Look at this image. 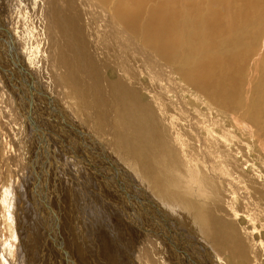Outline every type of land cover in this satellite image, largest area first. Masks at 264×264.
<instances>
[{
  "label": "rangeland",
  "instance_id": "rangeland-1",
  "mask_svg": "<svg viewBox=\"0 0 264 264\" xmlns=\"http://www.w3.org/2000/svg\"><path fill=\"white\" fill-rule=\"evenodd\" d=\"M54 1L53 20L50 23L54 25L51 28L53 37L51 46L48 47L44 45L45 42L41 44L40 40L35 39L39 33H43L44 25H46L44 19L51 15L47 13L48 5L53 7L51 1L27 0L25 2L26 10L29 11L28 15L31 13L32 24L30 25L31 33L24 35L25 28L27 29L29 25L23 20L24 13L19 7L20 0H0V25L3 27L0 38L2 37L3 43H5V37L13 41L10 48L6 50L12 49L15 52L16 61L21 63L23 71L31 72L30 77L34 78L35 86L21 84L20 87L21 82L13 76L14 74L7 71V63L1 65L0 83L4 85L2 79L7 78V72L13 80L10 83L14 85L12 84L13 89L7 91L0 86V95H2L0 96V196L3 197L2 201L0 200V229H2L0 234L5 231V228L9 229L8 225L11 223L14 224L16 232L26 226V217L22 220L24 224L18 221L20 215L15 203H20L16 194L20 192L22 195H27L24 197L27 200L33 197L34 207L28 200L30 205L23 204V212L31 208V211L34 210L31 214H35L33 217L37 224L46 227L49 223L51 224V220L52 227L57 226V231L52 233L53 241L51 230H48L45 242L39 243L41 249L38 255L24 264H36L39 255L43 252L45 253L39 264H48L56 259L63 261L64 264H177L176 259L182 256V251L178 248V253H173V249L177 246L174 238H178V243L183 247L194 243L189 249L191 251L194 249L195 261L200 264H204L202 256H206L215 264H250L242 258H232L227 247L223 248V253L218 252L219 256L214 253V250L215 244L220 239L225 243L226 241L228 243L242 241L241 245H245L246 248L241 250L249 251L251 254L257 242L264 243V134L260 135V127L251 121L253 114L249 112L244 114L240 111L238 115H235L237 112L232 114L230 110L219 106L220 101H214L218 94L215 93L212 83H209L212 92L208 94L204 87L189 83L181 75L177 64L169 59L168 63L173 66L177 81L183 85L184 83L189 85L193 92H201L208 100V104H204L195 100L191 94H187L185 98L190 102L189 110L196 113L199 111L201 120H210L211 124L213 122L218 124L220 120L223 124V127H214L211 137H207L208 133L202 131L204 140V137L186 139L181 122L174 128H170V121L175 122L170 114L174 120H179L175 109L167 114L159 113L161 117L156 116V120L153 116H149L150 106L147 103L149 95L140 87V82L143 81L145 84L146 78H139L135 69L124 66L122 51L117 41L109 31L103 28L106 22L101 18L98 19L91 4L87 0ZM263 1L260 2L262 3L260 7L263 8V12L260 8L262 18H264ZM114 2L111 0L108 6H112ZM12 21L13 24L9 26V22ZM5 25L9 26L7 33L4 32ZM125 27L133 33L140 44L149 47L138 33L139 31L132 32L130 26ZM261 39L264 40V32ZM36 45L41 51L43 49L44 53H50V60H48L50 68L57 73L56 76H59L63 83L58 94L54 83L51 92L48 91L50 88L43 83V70H45L43 60H39L41 64L39 63L36 73L35 69L30 70L32 65L37 63ZM1 47L4 48L2 44ZM149 50L160 57L163 55L156 47H150ZM123 54L131 59V64H134L129 52ZM215 71L220 72L219 66H214L213 72ZM126 73L128 79L133 82L132 87L140 88L138 93L129 94L125 85L121 83ZM44 87H48V90ZM16 90L18 96L16 100H13L9 95ZM31 97L38 100L42 97L44 106L50 105L49 109L54 113L48 116L53 120L50 124L44 119L42 112L26 105V101H30ZM212 97H215L213 101ZM21 99H25L23 105L20 103ZM19 104L24 107L23 109L29 108L30 115H34V120L36 119L40 127V129L37 127V130L43 134L41 139L44 146L40 149L43 154L34 161V165L40 162L43 168L41 171L36 170L38 173L34 172L36 181L33 182V191L32 176L29 171L33 164V157L29 160L27 156L29 140L33 143L30 128L33 129L30 118L27 116L26 120L19 111ZM36 105L35 108L44 107ZM177 115L182 116V114ZM159 118L161 122H157ZM115 121L119 123L118 127H114ZM154 121L155 125H152ZM27 123L30 128L26 126ZM161 123L167 124L169 129L162 128ZM68 126L71 130L67 132ZM170 129L178 134L182 131L179 134L182 143L168 137ZM95 130H99L100 133ZM79 131H83L84 136L83 132ZM228 132L231 133L230 136ZM20 136L23 142L22 148L16 142ZM105 139H108V144ZM202 140L208 142L204 143ZM66 144H71L75 154L64 148ZM83 147L88 151L85 152ZM17 148L20 153L22 152L21 154L17 152ZM27 149L28 154L24 155L21 150ZM30 150L31 153L34 152L32 144ZM96 150H103V157L97 156V153L93 154ZM76 151H82L81 153H84L88 159L84 158L82 161L78 158ZM204 153L207 155L205 156ZM108 156L127 171L128 174L124 175L127 177L124 178L126 181L121 179L122 172L118 173L109 166L107 170H103L105 165L110 163ZM46 159L47 162L44 161ZM69 163L73 165V168L65 166ZM87 163L91 166L89 167ZM140 166L144 169L143 174ZM32 169L35 171L34 167ZM63 169L73 174L77 185L81 180L84 188L79 187V190H75L76 187H72L71 190V187L59 178L64 176V174L60 175ZM48 171L54 175L52 173L48 175ZM101 171L108 176H113L118 184L121 179L123 186L127 184L132 189L136 188L138 192L136 195L145 196L150 199V202L147 201V204L143 205L136 200L138 203L136 204L135 200L131 199L128 201L129 206L125 201L120 204L116 200L122 198L125 200V194L122 191L115 193L105 190L106 183L100 175ZM90 176L96 178L92 183L103 186L102 191L108 192V196H105L100 188L90 187L92 184L89 180ZM45 177L48 179L47 188ZM55 177L58 180L55 186L58 192L54 200V197L47 192L49 190L54 192L52 185ZM116 183L113 187L118 189L115 187L118 186ZM155 184L159 186V190L155 188ZM1 192H3L2 195ZM38 192H42L39 195H45V199L41 201ZM114 196H118V199ZM103 197H106L105 204H103ZM50 198L53 200L52 210H50ZM3 203L10 205V209L8 210V206ZM119 207L126 211L128 220L122 221L115 216L117 212H121ZM179 209L190 214V221L178 219L181 211ZM62 211L65 214L69 211V214L63 215ZM154 211L157 212L154 213ZM46 213L51 216L49 217ZM142 216L148 219L147 223L142 221ZM7 233V236H2L1 239L6 240L5 246L8 248L9 245L12 246V240L8 241L11 230ZM159 233L161 240L158 237ZM65 234L68 236H64ZM17 235L19 237V231ZM27 240L28 242L25 243L32 247L33 240ZM15 241L19 242L20 239L16 238ZM56 242L55 253L49 255V250L53 249ZM0 244L2 247L0 248V264L21 263V261L15 262L16 258L12 250L10 252L9 248L5 249V246ZM198 246L201 247L200 251L196 250ZM69 255L74 259L71 260ZM249 258L252 259L251 256ZM255 264H264V252L260 253V260Z\"/></svg>",
  "mask_w": 264,
  "mask_h": 264
},
{
  "label": "bare ground",
  "instance_id": "bare-ground-1",
  "mask_svg": "<svg viewBox=\"0 0 264 264\" xmlns=\"http://www.w3.org/2000/svg\"><path fill=\"white\" fill-rule=\"evenodd\" d=\"M26 1L27 0H23L22 2L20 0V6H19L22 10V13H24L23 20L27 21L29 25L27 29L25 28L24 35L28 34L29 32L31 33L30 25L32 24V20L30 21L31 13L28 15L29 11L26 10L27 8V5L25 3ZM49 1L53 3V7L50 4L48 5L47 13L51 15L44 19L46 25L42 23L44 25L43 33L42 32L39 33L37 35V38L35 39V40H40L41 44L42 43L44 44L45 42L44 45L45 46L47 45L48 47L51 46V39L53 37V31L51 28L54 25H50V23H51V20H53V12H54L53 8L55 5L54 0H49ZM87 1L91 4L92 6L91 8H93L94 13L97 14L98 19L101 18L102 21L106 22V26H104L103 28L109 31V33L117 41L118 47L122 51L120 52L122 54L123 62L125 63L124 66L128 68L131 67V69H135L137 72V76L139 78H142V77L146 78L145 84L143 81L140 82V85H141L140 87L141 89H143V91L147 92L149 95V100L147 101V103L150 106L149 112H148L149 116H153V118L156 120V116L161 117L159 113L167 114V113L172 112L175 109L176 117L179 120L177 121L174 120V117L172 116V114H170L171 119L175 121V122L170 121L169 123L170 128L171 127L174 128V126L177 123L181 122V124L183 125V127L182 126L181 127L185 131L186 139L204 137L203 138L204 140L205 136L202 135L201 133L202 131L208 133L207 137H211L213 134L214 127H217V126L223 127L222 121L219 120L220 123L218 124H215L214 122L211 124V122H209L210 120L200 119L199 111L196 113L194 111L189 110L188 105H190V102L189 100L185 98L187 94H191L195 100L199 102L201 101L204 104H208V100L205 98V95H203L201 92L199 91L193 92L192 88L189 85H187L186 83H184L183 85L182 83H179L177 81V78L174 74V68L171 64L168 63V60L170 59L171 61L175 62V64H177L181 75L186 80H188L189 83L195 84L198 87H201V86L204 87L208 94L212 92V87H213V89L215 90V93L218 94V97L216 98L212 97L211 100L213 101L214 98H215L214 99L215 102L219 100L220 101V103L218 104L219 106L225 107L226 110H230L232 114H235L237 112L235 115H238L240 111L241 113H244V114L245 112L252 113L253 115H252L251 121H253L258 127H260V135L264 134V42H263L264 40L261 39L263 32H264V18H262L263 16L262 17L260 16V10H261L260 8H262L260 7L262 6L260 5L262 4L260 3L261 0H114L115 2L112 6H108L111 0H87ZM261 11L263 12V8ZM12 24H13V21L9 22V26H11ZM0 26H1L0 32H2L3 27L2 25ZM9 26L5 25V28H4L5 33L8 32L7 29L9 28ZM125 26H130V29L132 32L139 31L138 33L142 36L143 40L149 47L147 48L145 47V45L140 44L134 37L133 33L128 31ZM100 30L102 31V26L100 27ZM6 38L7 37L4 38L5 43H3L2 41V37L0 38V61H1L0 68H1V65L3 66L5 65L4 63H7L8 65L7 71L11 74H14L13 76L16 77L18 81H20L19 76H18L20 73L21 74L23 73L25 74V76H28L29 78H31L30 77L31 72L28 73L27 72L28 70L23 71V67L20 65L21 63L16 61L15 52L12 49L11 51L6 50V49H9L13 43V41L9 40L8 38H7L8 40L6 41ZM1 44L3 45L4 48L1 47ZM36 47H37V54H38L37 63L35 65L33 64L30 70L34 71L35 69V73H36L37 70L39 69L38 68V65L40 63L39 60H43L42 64L45 68V70H43V73H44L43 83L46 86H48L50 89L48 90V87L46 88L44 87V88L47 89L49 92H51V89L53 86L52 84L54 83V86L57 89V94H58L61 90L62 82H61V78L59 76H56L57 73H54L53 69L51 70L50 68V64L48 61L50 60V53L46 54L43 52V49L41 51L37 45ZM150 47H156L158 50H160L163 54L161 55L162 58L158 56L157 54H153L149 50ZM28 52H29V49H28ZM127 52L131 54L132 62L134 64H131L130 63L131 59H129L127 55L123 54ZM121 54L119 58L121 57ZM215 65L219 66L220 72H216V71L213 72V68ZM128 68L127 70L129 71ZM9 73L6 72L7 78L5 80L2 79V81L4 82V85L0 83V86L5 91L9 89H13V85H14L13 83H10V82H13V80ZM9 77H11V79L5 84L6 80ZM121 83L125 85L126 91L129 94L133 92L138 93L140 91V88L132 87L133 82L130 79H128L127 73L121 79ZM209 83H212L213 86L211 87ZM21 84L23 85L22 82L20 83V85L19 84L18 85L21 87ZM31 87H35L34 84H31ZM175 89H179V90H175ZM17 93L18 91L16 90L12 92V94H10L9 97L13 98V100H16L18 96ZM203 97L204 99H202ZM25 99H21L20 103L22 105ZM50 99H51V96H50ZM26 103L28 107L30 106L34 110L38 112H42L43 116L45 117L44 119L49 124L51 123L50 121L52 119H50L48 116L54 113L52 112L51 109H49L50 105L49 107L44 106V104L42 103V97L39 100L37 98L34 99L31 97L30 101H26ZM36 104L43 105L44 107L35 108L34 106ZM19 107H20L19 111L26 118V120H27V116L30 118L32 129H33L31 130L28 123L26 124V126L30 128L31 139H33V143L31 140H29V142H30V146L31 144L33 145L34 152L31 153L30 146H29L28 147L29 155H27L29 160H32V158L30 157H33V164L31 166V169L29 170L32 176L31 178H32V191H33L34 183L36 181L35 180L36 175H34V172L38 173V171H41V169L43 168V164L40 166L41 164L40 162L39 164L37 162V164L34 165V161L37 158H40L42 156L41 154H43V152L40 151V149L44 146L43 141L41 139L43 137L42 136L43 134L40 133L39 130H37V127L39 129L40 127L39 125H37L35 121L36 119L34 120V115H30L29 113L30 111H28L29 108L26 107L25 109H23L24 107L21 106L20 104H19ZM177 114L179 115L182 114V116H178ZM67 121L68 123H70V120L67 119ZM157 122H161L160 118L157 120ZM249 122H250V119H249ZM152 125H155V121L152 123ZM118 126H119V123L115 121L114 127H118ZM161 126L162 128H165L166 130L169 129L167 128V124L161 123ZM68 128L69 129L67 130V132L71 130L69 126ZM95 131L100 133L99 130H95ZM181 133L182 131L179 132V134ZM20 134H21V131H20ZM82 134L84 136V132ZM179 134L176 131L170 129L168 137L182 143V139L180 138ZM230 134L231 133L228 132L229 136ZM71 135L72 134H70V136ZM5 139L7 140V138ZM86 139L87 138H85V140ZM87 140H89V138ZM60 141L61 140H59V142ZM16 142L18 146H20L21 148L23 147L21 136L20 138H18V141ZM105 142L108 144V139H105ZM203 142L207 143L208 141L205 140ZM64 148L74 153L72 149L73 147L71 146V144H66ZM84 148L85 147H83V149ZM18 149L19 148H17V150ZM28 149L26 151L25 150H21V151H23L25 155V154H28L27 153ZM96 149H100V148H96ZM45 150L47 149L45 148ZM84 151L87 152L88 150L86 151L84 149ZM17 152H19V154L22 153V152L20 153V150H18ZM76 152L79 155L78 158H80L82 161L84 158L88 159L86 155H84V153H81L82 151L80 152L76 151ZM96 153H97V156L103 157L104 155L103 150H100V151L96 150L94 151L93 154L96 155ZM204 154L205 156L207 155L206 153ZM108 157H109L110 163L109 164L107 163L105 165L106 167H104L103 170H107L109 166L110 168L114 169L116 172L123 173L121 176V179L127 178L126 176H124L125 173L128 174L127 171H125V169L120 167L110 156ZM44 161L47 162L48 160L46 159ZM143 162H145L144 159H143ZM90 163H93V162L91 161ZM90 163H87L89 167L91 166ZM65 166L73 168V165L71 163ZM33 167L35 171H33L32 169ZM140 167H141V171L143 174L144 169L142 166ZM49 173H52V172L48 171V175ZM63 174L64 176L62 177L59 176V178H62L64 182L67 184V186L71 187L70 188L71 190H72V187H76L75 190H79V187L80 189L84 188V186L81 185L82 183L81 180H79L78 182L79 186L77 185L76 179L73 177V174L67 173L64 169L60 173V175H63ZM85 174L88 176L87 173ZM100 175L103 177L104 182L106 183L107 189L105 190H107L108 192H115V193L122 191L123 194H125V197H126V198L124 197L125 200L123 198L121 200L115 199L116 201H119L120 204H122L125 201L127 205L129 206L128 201L131 199H134L136 204H138L137 201L143 205H146L147 201L150 202L149 198H146L145 196H144L145 198L138 196L139 194L136 195L138 193L136 188L132 189L127 184H125L126 186L125 185L123 186L121 179L119 180L120 184H118L114 180L113 176H108L107 174H105V172L103 173V171L100 172ZM95 179L96 178L90 176L89 177L90 183H92V181H94ZM47 180L48 179H46L45 177L46 188H47V183H46ZM124 181H126V179H124ZM114 183L118 184V186H115V187H117L120 190L115 189L113 187ZM56 184H58L57 177H55L53 180L52 188L54 189V192H50V190L49 192H47L48 195L54 197V200L56 197V192H58V189H56L55 187ZM108 184H110L111 186ZM90 187L92 189L100 188L101 191L104 190V187L99 185V183L97 184L92 183L90 184ZM158 187L159 186L155 184V188L157 190H159ZM108 192L102 191V193L105 196H108ZM2 193L3 192H1V195ZM16 194L20 200V203H15L16 208L18 210L17 212L20 215L18 217V221L19 222L21 221L23 223L22 220L24 217H26V226L18 230L19 231V237H18L17 235L18 231L16 232V229L13 226L14 224L11 223L8 225L9 229H6L4 227L5 231H3L2 234H0V239L2 236L6 237L8 234L7 231L11 230V233H10L11 235L9 234L10 236L8 238V241L10 242V240H12V243H11L12 246L8 244L9 245L8 251L12 250L14 252L16 263L17 261H21L20 264H24V263L31 261V259H33L35 255H38V252H40L39 249H41V247L39 246V243L45 242V239L48 237V230L49 231L51 230V238H52V233L57 231V226L54 225V228H55L54 229L52 227L53 223L51 220H50L51 224L49 223L46 227H43L37 224L35 221V218L33 217L35 214H31V213H34L32 212L34 210L31 211V208L29 209L27 208V210L23 212L24 209H22L23 204L30 205L28 200H30L31 206H33L32 205L33 197H30L27 200L24 198L26 194L22 195L20 192ZM39 194H42V192H38V196L41 198V199L39 198L41 201L45 199L46 197L45 195L40 196ZM114 197L118 199V196H114ZM111 198H113V196ZM2 199L3 197L0 196L1 201ZM172 199L173 198H171V200ZM52 201L53 200L50 198L49 199L50 210H52V207H51ZM105 203H106V197H103V204ZM3 204L7 205L6 203H3ZM7 206L9 210L10 205H7ZM18 206L20 207V209ZM121 208L120 207L118 208L120 209L121 212L119 213L117 212L115 216L119 220H122V221L128 220V217L125 214L126 211L122 210ZM137 210L139 209L137 208ZM181 211L179 213L180 216H178V219L179 220L185 219L186 221H190V214L189 213L187 214V212H184V211L181 212ZM38 212H36V214H38ZM156 212L157 211H154V213ZM42 214H45V213H42ZM46 214L49 216V213H46ZM62 214L67 215L69 214V211L67 214H65V212L62 211ZM117 215H119V217ZM253 216L255 215L253 214ZM142 217L145 218V220H143L142 218V221H144V223L145 222L147 223L148 219L145 216H142ZM39 219H38V223L40 222ZM0 228H1V225H0ZM66 228L68 227L66 226ZM39 230L41 231L39 232ZM63 230H68V229H63ZM0 231H2V229H0ZM64 236H68V235L65 234ZM158 237L161 240L160 233L158 234ZM213 237L215 239L216 235L214 234ZM16 238H19L20 241L19 242L15 241ZM27 239L33 240L32 247H30L27 243H25L26 241L28 242ZM60 239L62 240V238H59V240ZM174 240L177 246H175V248L173 249V253L177 254L178 248H181V251H182V256L176 259L177 264H200L195 261L196 252H194V249H192V251L190 250L191 249L190 246L194 245V243H191L183 247L181 244L178 243V238H174ZM0 241H1L0 243H2L3 246H5L6 240L4 241L1 239ZM52 241H53V238H52ZM62 242H65V241L62 240ZM241 243L242 241L240 242L237 241V242H232V243H228L226 241L225 243L222 239H220L218 243L215 244L214 253L217 256H219L218 252L220 254L223 253V248L227 247L230 250V255L232 258H236V259L242 258L244 260H247L250 264L251 263L255 264L256 262H258L260 260V253L264 252V243L257 242L254 246V251L252 254L249 251L243 252L241 248H246V247L245 245H241ZM56 246H57V242L54 244L53 249L49 250L48 252L49 255H52L55 253ZM159 246L160 248H162L160 243H159ZM0 248H2L1 244H0ZM4 248L8 249L6 246ZM196 250L200 251L201 247L198 246ZM44 253L45 252H43V254ZM43 254L39 255L40 257H38L36 264H39L41 262V258ZM250 256L252 259L249 258ZM14 257L12 256V258ZM69 257L71 260L74 259L70 255ZM201 259L204 264H215L213 260L212 261L214 263H212L206 256H202ZM52 263L64 264V262L63 261L60 262L59 259H56L55 261L52 260V262H49L48 264H52ZM218 264H221V263H218Z\"/></svg>",
  "mask_w": 264,
  "mask_h": 264
},
{
  "label": "water",
  "instance_id": "water-1",
  "mask_svg": "<svg viewBox=\"0 0 264 264\" xmlns=\"http://www.w3.org/2000/svg\"><path fill=\"white\" fill-rule=\"evenodd\" d=\"M18 76H19L20 82H22L24 85L26 84V85L31 86V84H34L32 81L33 78H29L28 76H25V74H23V73L22 74L20 73ZM29 79H32V80H29Z\"/></svg>",
  "mask_w": 264,
  "mask_h": 264
}]
</instances>
